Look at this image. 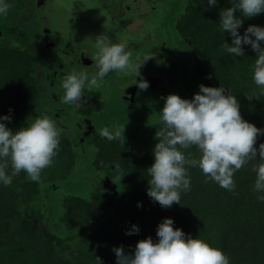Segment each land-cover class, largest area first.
<instances>
[{
    "label": "trees",
    "instance_id": "obj_1",
    "mask_svg": "<svg viewBox=\"0 0 264 264\" xmlns=\"http://www.w3.org/2000/svg\"><path fill=\"white\" fill-rule=\"evenodd\" d=\"M145 3L149 5L147 12L154 8L151 0ZM230 6L231 0H217L215 6L207 5V0H182L177 5L175 29L181 37L178 40L189 51L188 67H181L185 56L169 42L152 45L148 55L154 73L163 78L161 85L166 86V94L190 99L201 83L223 85L237 97L241 116L264 128V93L253 82L250 71L255 52L249 45H242L243 57L222 51L223 39L231 43V37L227 31L222 34L217 30L219 11ZM136 19L139 20L134 23L140 24L142 18ZM249 24L264 26V13L244 17L238 31L243 34ZM9 35L16 38H0V115H11V120L4 122L15 130L31 120L24 107L32 105L39 91L44 94L45 89L42 70H36L39 62L33 53L35 45L25 32L13 27ZM151 74L142 72V76ZM89 98L82 97L85 106L81 110L90 111ZM68 106L69 112L75 110ZM150 120L151 116L146 115L124 131L123 144L100 134L93 137L96 150L92 166L103 174L102 178L113 180L115 189L102 186L100 181L81 194L69 186L54 205L48 193L55 190L60 194L63 185L70 183L69 176L75 172L78 159L74 133L69 130L72 127L57 124L61 133L59 148L53 163L42 170L40 177L33 180L21 171L10 185H0V264H95L96 256L104 264H116L114 246H122L130 253L139 239L150 236L155 241L156 226L164 217L174 221V228L220 247L230 257V264H264V202L253 191L252 166L257 161H249L234 173V192L206 180L199 168H189L191 188L182 192L181 204L161 207L146 192L147 168L153 162L154 133L158 127L157 121ZM262 142L264 135L257 136L255 146L258 148ZM182 151L197 155L195 146ZM133 224L139 231L126 234Z\"/></svg>",
    "mask_w": 264,
    "mask_h": 264
},
{
    "label": "clouds",
    "instance_id": "obj_2",
    "mask_svg": "<svg viewBox=\"0 0 264 264\" xmlns=\"http://www.w3.org/2000/svg\"><path fill=\"white\" fill-rule=\"evenodd\" d=\"M216 4L217 0H207L209 6ZM9 7L8 0H0V16L7 15ZM237 12L241 15H235ZM260 13H264V0H231L230 7L219 11L217 30L222 34L227 31L231 37V43L223 39L222 51L243 57L242 45H249L255 52L251 78L264 93V26L249 24L243 34L238 31L244 17ZM94 47L91 59L96 71L91 78L86 69L75 67L62 75V103L79 109L83 105L86 83L90 90L92 86L99 87V82L113 71L125 77L132 75L133 83L141 90L148 88L140 68L151 56L133 60L126 43L114 42L106 33L95 36ZM198 88L190 99L176 93L163 97L154 133L153 162L147 168V195L161 207H171L174 202L181 204L182 192L191 188L188 169L192 167L199 168L206 180L234 192V173L249 161H257L252 166L255 173L253 191L259 193L257 199L264 202V142L258 148L255 146L257 136L264 135V128L241 116L237 97L223 85L201 83ZM10 120L11 115H0V185L4 186L10 185L21 171L33 180L38 179L42 170L53 163L61 136L57 122L47 113L27 120L15 130L4 122ZM123 129L124 125L116 129L104 126L99 134L123 144ZM192 146L197 149V155L182 151ZM173 223L170 217H164L156 226L157 239L153 241L148 236L137 240L130 253L122 246H114L116 264H230V257L220 247L211 245L199 235L174 228ZM138 231V226L133 224L126 234ZM94 260L95 264H104L99 256Z\"/></svg>",
    "mask_w": 264,
    "mask_h": 264
},
{
    "label": "rangeland",
    "instance_id": "obj_3",
    "mask_svg": "<svg viewBox=\"0 0 264 264\" xmlns=\"http://www.w3.org/2000/svg\"><path fill=\"white\" fill-rule=\"evenodd\" d=\"M151 1L154 2V8L144 13L142 12L143 8L147 10V6L149 7V5H146L145 0L121 1L123 7H126L130 11L133 18L137 16V12H142V20L139 21L140 24L136 25L133 22L125 23L127 19L126 15L128 14L123 13L118 7H113L111 10L105 5L111 2V0H53V8L51 9L52 22L49 21L50 24L47 23V28L55 24L58 28L61 26L66 31L65 33L72 31L74 36L79 34L76 37L79 38L78 44H81L82 47L85 44L93 47L95 36L100 33H106L114 42H125L127 45L126 50L131 52L133 60H136L138 57L149 56L148 51L152 45L162 46V44L169 42L178 53L185 56L181 60V67L183 65L188 67L190 63V59L188 58L189 51L185 44L178 40L181 37L175 29V18L178 17L176 9L182 0ZM8 3L10 7L7 15L0 16V37L10 36L8 34L10 30L9 25L11 24L14 25L15 30L23 31L29 35L31 42L35 45L33 53L39 62L36 70L37 72L42 70V76L48 75L45 61L50 56L43 47V38H39L43 30L36 25L41 22V19L37 20L33 15L37 10V6L33 5L32 0H8ZM19 7L21 9H18ZM138 20L135 19V22ZM42 21L44 23V16ZM13 38L16 37L13 36ZM67 47H70V45L65 42V45L61 48L66 49ZM92 52H95V48L92 49ZM151 64V58L147 59L142 64L140 72L149 71L153 73L150 76L158 75L154 73V68ZM94 73L91 71L89 77L91 78V75ZM135 79L139 80L140 77H136ZM162 81L159 85L162 84ZM133 82L134 78L132 75L125 77L113 71L108 73L103 81L99 82V87L92 86L90 90L86 83L82 97L89 96V99L94 98L96 101H90L92 103L90 111L89 109L79 111L80 113H93V121L90 123L84 122V125L81 127L66 114L64 115L58 111L52 113L54 108L51 105L56 107H60V105L50 99L46 92L43 94L41 90L34 99L36 101L32 105L27 104L24 107L27 119H34L35 116L41 113H47L52 117L59 118L61 122L72 127V129H69L70 133H75L73 143L78 152L77 167L75 172L73 171L69 176L71 178L70 183L63 185V190L58 191H62L60 194L55 193V190H50L48 197L52 204H57L56 202L61 193L65 192L64 190L69 188V186H71L70 190L73 189L76 193L80 192L83 194L89 190L90 185H98L101 181L103 174L92 166L96 149L92 146L93 140L91 135L95 136L99 134V130L104 126L116 129L124 125L123 132H127L137 125L138 122L144 120L146 115L151 116L149 122H158V113L164 103H159V99H163L167 95L166 86L148 87L145 90L139 89L136 100L131 102V96L128 95L125 88L126 84ZM47 83L48 78L46 76L42 85L43 89ZM41 84L42 81L39 85L40 89ZM179 85L180 83L177 84L178 87ZM43 96L45 100L42 99L44 98ZM154 113L158 116L155 117ZM144 114L145 116L142 117ZM82 178L85 181H81Z\"/></svg>",
    "mask_w": 264,
    "mask_h": 264
},
{
    "label": "flooded vegetation",
    "instance_id": "obj_4",
    "mask_svg": "<svg viewBox=\"0 0 264 264\" xmlns=\"http://www.w3.org/2000/svg\"><path fill=\"white\" fill-rule=\"evenodd\" d=\"M32 1L34 3L33 5L37 6L36 8L37 10L33 15L36 17L37 20L41 19V22L36 24L39 28H42L43 30L39 38H43V47L50 56V58L45 61V64H46L45 68H47L48 75L46 74L43 76H44V79L47 76L48 83L46 84L44 91L49 93L50 99H52L55 103H58L60 105V107L51 105V107L54 108V111L52 113H55L56 111H58L60 113H63L64 115L66 114L67 116L71 117L72 120L76 121L79 127H81L84 125V122L86 119L91 120V122L93 121V116H92L93 113L91 112V115H88L86 114L87 112H84L82 114V117H78L80 113L79 111L83 109L81 108L82 106L79 109H75L74 110L75 113L69 112L68 104L62 103V97L64 94V90L62 91V88L60 87V79L63 74L68 73L73 67L77 68L78 70L86 69L88 73H90L91 71L94 73V71H96V68L94 65V61L91 59V56L93 54L92 49H94L95 47L94 45L93 47L91 45L87 46V44H85L82 47L81 44H78L79 38L76 37L79 34H76V36H74L72 31L65 33L66 31L62 29L61 26L58 28L55 24H52L53 26H51L50 28H47V23H49V21L52 22L51 21V18H52L51 9L53 8V4H52L53 0H32ZM121 1L122 0L120 1L111 0V2L105 5L108 6V8H110L111 10L113 7L114 8L118 7L120 10L123 11V13L128 14L126 15L127 19L125 23L126 22L134 23L136 18H140V19L142 18V15H141L142 12L144 13L147 11L145 10V8H143L142 12L141 11L137 12V16L133 18L130 11L126 7H123V4ZM18 9H21V7H19ZM43 16L45 19L44 23L42 21ZM9 27L14 28V25L11 24L9 25ZM10 36H3L0 38H13V36L12 37ZM25 37L30 38V36L27 34H25ZM65 42L69 43L70 47L63 49L61 47L65 45ZM130 84L131 83L126 84L127 85L125 88L126 92L128 91L129 87L133 85L134 83L131 85ZM138 90L139 88L136 89L134 99L133 100L131 99V102H134L136 100ZM128 95L130 94L128 93ZM87 100H88V103L89 101H91L90 99H87ZM53 118L56 119L57 124H59L60 126L62 127L68 126L67 124H64L63 122H61L59 118L54 117V116ZM91 137L93 140L94 135H91Z\"/></svg>",
    "mask_w": 264,
    "mask_h": 264
},
{
    "label": "water",
    "instance_id": "obj_5",
    "mask_svg": "<svg viewBox=\"0 0 264 264\" xmlns=\"http://www.w3.org/2000/svg\"><path fill=\"white\" fill-rule=\"evenodd\" d=\"M143 78L148 81V84H149L148 87H151V88L158 86L159 83L163 79L161 75H156V76L143 75ZM137 88H138L137 85L134 83L133 85L129 87L127 91L130 94L132 100L134 99V95H135ZM85 122L90 123L91 120L86 119ZM101 184L102 186L112 189V190L116 188V183L113 180H111L109 177H103L101 179Z\"/></svg>",
    "mask_w": 264,
    "mask_h": 264
}]
</instances>
